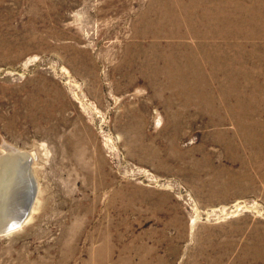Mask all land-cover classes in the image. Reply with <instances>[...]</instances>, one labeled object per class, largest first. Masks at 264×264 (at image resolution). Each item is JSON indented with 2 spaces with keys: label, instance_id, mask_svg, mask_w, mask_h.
<instances>
[{
  "label": "rangeland",
  "instance_id": "rangeland-1",
  "mask_svg": "<svg viewBox=\"0 0 264 264\" xmlns=\"http://www.w3.org/2000/svg\"><path fill=\"white\" fill-rule=\"evenodd\" d=\"M216 1L201 88L150 0H0L1 213L16 151L37 192L0 264H264V0Z\"/></svg>",
  "mask_w": 264,
  "mask_h": 264
},
{
  "label": "bare ground",
  "instance_id": "bare-ground-1",
  "mask_svg": "<svg viewBox=\"0 0 264 264\" xmlns=\"http://www.w3.org/2000/svg\"><path fill=\"white\" fill-rule=\"evenodd\" d=\"M150 1L151 2H150V8H149V11H150L149 12V14H150L149 15V21H150L153 29L156 28L157 30H159L158 34H162V35H164L166 37H170V38H175V40L176 39H181L182 40V39H184V37H189L193 41H195L194 43H196L197 45H199L201 47V50L200 51H198V52H192L189 55L188 54L187 55L188 56H192L193 58L195 57V59H197L198 64H199V67H200V69H199V71L197 73L199 75V78H200V80L198 79L199 80V84H200V87L201 88L206 87L205 86L206 85V81H205V77H206V75H205V62L206 63L207 62H210V60L213 62V59H214L213 58L214 55L212 54V52H210L206 48L209 45L213 46L214 43H216V40H218L219 38H222L223 40H230L231 39V36L228 35V33L226 35H224V34H221L218 31V30H221L222 27L223 28L225 26H228L229 27L230 24H225V20H224L223 16L220 15L221 11H219V9L216 6L217 1L216 0H150ZM154 35H156V34H154ZM178 50H176V51H178ZM158 53H160V52H158ZM178 55H179V53H178ZM168 56H170V55L168 54ZM179 58H182V57H179ZM185 58H187V57L185 56ZM216 60H218V59H216ZM192 63H194V62H192ZM208 64L210 65V63H208ZM215 64H217V62ZM167 68H168L167 69L168 72H173V71H175V72H179V71H189V69H188L187 66H185L184 68L182 66L183 69H180L179 70V68L176 66V63L174 65L171 64ZM212 68H213V70H211L212 71V75L211 76H213L214 78H216L217 77L216 74H215V72H216V66L213 65ZM179 73H181V72H179ZM170 77H171V75H170ZM247 80H249V79H247ZM187 85H189V84H187ZM180 87H183V86L181 85ZM223 88H225V87H223ZM197 89H195V90H197ZM195 95H197V94H195ZM199 97H201V96H199ZM207 104H208V102H207ZM9 160H10V158L8 160H5L4 158H2V162L0 161V178H2L3 174H4V176L6 175V172L5 171L8 168L6 165L10 163ZM17 163L18 162L16 161V164ZM13 171H14L13 173L15 175V172H16L15 169ZM9 175H10V173H9ZM17 182H18V179L14 177V183H17ZM14 183L13 184L10 183L9 186L6 188V190L3 191V192L6 194L8 200L9 199L16 198L15 199V206H16V202L17 203L19 202V204H20L19 206H21V207H15L14 206V208L12 207L11 211L5 212V210H4V211H2V213L0 211V214H1L0 215L1 216L0 217V222L2 223L0 225V228L3 227V225L5 224L4 221H7L6 223L9 224V221L15 220L17 218L16 212L18 211V213H19L22 210V204H21L22 203V200H21V197L22 196H25V193H26V190L25 189L26 188L24 189L25 190V193H22V194H20L18 196V193L21 192V190L18 188L19 187V184L18 185L17 184L14 185ZM1 185H4V184H2V182H1ZM0 196H1V193H0ZM35 200H36V195H35V197L33 199V205H31V208H30L29 212L27 213L26 218L23 219V221L21 222V224L19 226H17V228H15L13 230L11 229L8 233H10L11 231H14V230L20 228L26 222L25 220H28L27 218L30 217V215H31V212L33 210V206L35 204ZM8 218H10V219L8 220Z\"/></svg>",
  "mask_w": 264,
  "mask_h": 264
},
{
  "label": "water",
  "instance_id": "water-1",
  "mask_svg": "<svg viewBox=\"0 0 264 264\" xmlns=\"http://www.w3.org/2000/svg\"><path fill=\"white\" fill-rule=\"evenodd\" d=\"M16 154L19 156H22L20 158L21 161L17 163V166L15 167V178H18V184L19 186H22V188H25L26 185V193L25 196L21 197L22 200V210L17 214V218L15 220L9 221V224H7V221H4L5 224L3 227L0 228V235L8 233L11 229L17 228L23 221V219L26 218L27 213L29 212L31 205H33V199L36 195V185H35V179L32 175V170L30 167L32 157L28 154H25L19 150L16 151ZM28 155L26 158H23V156ZM2 160V157L0 158ZM21 207V206H20ZM11 218V217H10ZM8 218V220L10 219Z\"/></svg>",
  "mask_w": 264,
  "mask_h": 264
}]
</instances>
